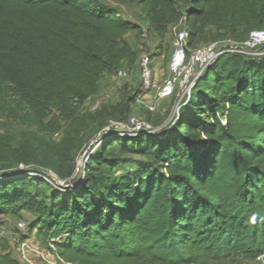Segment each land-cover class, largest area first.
Returning a JSON list of instances; mask_svg holds the SVG:
<instances>
[{"label":"trees","instance_id":"16d2710c","mask_svg":"<svg viewBox=\"0 0 264 264\" xmlns=\"http://www.w3.org/2000/svg\"><path fill=\"white\" fill-rule=\"evenodd\" d=\"M112 1L138 7L160 38L182 19L189 49L264 28V0ZM129 33L142 27L101 0H0V91L21 108L10 112L43 133L75 121L101 78L135 60ZM139 91L119 100L123 113ZM29 138L0 133V161L18 157L0 171V219L26 215L19 241L32 236L71 264L264 259V54L215 59L161 133L101 131L76 186L42 178L66 179L65 147L39 151ZM10 252L0 236V264Z\"/></svg>","mask_w":264,"mask_h":264},{"label":"rangeland","instance_id":"374dc122","mask_svg":"<svg viewBox=\"0 0 264 264\" xmlns=\"http://www.w3.org/2000/svg\"><path fill=\"white\" fill-rule=\"evenodd\" d=\"M101 1L114 6L123 18L139 24L142 27V34L137 36L129 33L124 37L136 51L135 60L123 62L122 75L114 73L111 76L105 75L101 78L98 91L81 105L75 121H59L61 127L55 131L52 128H48L44 133L34 131V127L22 116L23 113L14 115L10 112L11 109L13 111L21 109L16 104L12 94L6 89L4 91L7 92L0 91V133L15 140H18L20 136L30 137V142L38 146L39 151L48 152L57 149L59 145L64 146L69 153V159L60 161L59 169L61 172L67 173L66 180L68 182L74 176L81 156L86 157L94 150L99 143L97 136L101 131L111 128L114 121L121 118H125L122 120L125 121L127 116L134 115L146 119L155 131L161 133L175 118L179 103L186 96L185 94L182 95L184 90L182 89L179 92L176 90L173 96L156 101L153 97L154 90H142L140 86L139 62L144 55H151L154 79L159 84L169 76V60L173 50L174 37L172 27L160 38L146 30L139 8L135 5L130 3L120 5L112 0ZM137 88L140 90L138 95L130 103L129 111L123 113L117 105L119 100L125 98V94L132 95ZM2 101L6 102L5 105L2 104ZM148 105H154V110L150 111L147 108ZM16 153L13 152L14 155L12 154L7 161H0V171L7 170V167L9 168L8 171L14 169L12 162L18 158ZM6 162L9 163V166L5 165ZM32 165L34 164L19 163L17 166L24 170ZM26 173L28 175L38 174L33 171ZM0 221L4 222L0 224V236L8 241L12 264H52L54 262L52 253L34 237L29 238L30 248L24 255L13 240L17 234L27 233V228L20 230L16 226L18 221H23L27 225V218L24 213L20 218H1ZM209 264H264V259L259 257L255 260H245L240 257H230L222 262H210Z\"/></svg>","mask_w":264,"mask_h":264},{"label":"built area","instance_id":"2783aa9c","mask_svg":"<svg viewBox=\"0 0 264 264\" xmlns=\"http://www.w3.org/2000/svg\"><path fill=\"white\" fill-rule=\"evenodd\" d=\"M173 50L169 61V76L160 84L154 79L151 60L147 55L140 58V78L144 90H154V99L156 101L173 96L177 90H183L182 95H186L193 81L219 56L227 53H236L241 55H260L264 54V28L253 29L248 32L242 40H235L229 37L211 41L207 44L194 49H189L187 45L188 33L183 26V20L180 19L172 26ZM122 70L117 74L122 75ZM178 96V95H177ZM181 96L179 97V99ZM179 101V100H178ZM150 111L154 110V105H148ZM124 135H135L144 132H154V128L146 119L130 115L125 121L117 120L111 125V128ZM42 178L50 185L56 188H64L70 185L66 179L59 178L55 173L46 171ZM18 229H23V221L16 223ZM13 240L17 243L20 251L24 255L29 250L30 245L27 241H19L17 237ZM52 264H71L64 262L59 257H54Z\"/></svg>","mask_w":264,"mask_h":264},{"label":"water","instance_id":"95a60500","mask_svg":"<svg viewBox=\"0 0 264 264\" xmlns=\"http://www.w3.org/2000/svg\"><path fill=\"white\" fill-rule=\"evenodd\" d=\"M86 157H84V155L81 156L77 170L74 173V176L69 181L70 186H76L80 182L83 172H84V165L86 162Z\"/></svg>","mask_w":264,"mask_h":264}]
</instances>
